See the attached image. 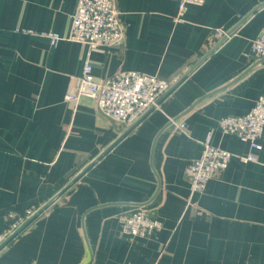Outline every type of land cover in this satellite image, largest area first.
Wrapping results in <instances>:
<instances>
[{
	"label": "crops",
	"instance_id": "obj_1",
	"mask_svg": "<svg viewBox=\"0 0 264 264\" xmlns=\"http://www.w3.org/2000/svg\"><path fill=\"white\" fill-rule=\"evenodd\" d=\"M77 1L0 0V235L10 209H36L76 179L0 249V264H264V134L255 149L219 126L264 93V59L252 56L264 6L195 67L218 29L264 0H204L183 20L179 0H117L125 36L90 51L95 78L132 70L176 84L121 138L128 125L97 99L65 98L88 46L45 33L68 36ZM181 115L185 130L170 123ZM208 137L235 155L192 194L185 170ZM141 204L164 223L149 237L118 218Z\"/></svg>",
	"mask_w": 264,
	"mask_h": 264
},
{
	"label": "built area",
	"instance_id": "obj_2",
	"mask_svg": "<svg viewBox=\"0 0 264 264\" xmlns=\"http://www.w3.org/2000/svg\"><path fill=\"white\" fill-rule=\"evenodd\" d=\"M203 2L204 0H179L177 19L183 20L189 5ZM216 33L220 36L225 31L218 29ZM45 34L49 36L52 44L66 38L88 46L78 86L75 91L66 94L65 98L74 101L82 96L95 98L98 100L99 110L113 120L127 125L134 122L144 110L156 104L158 97L170 85L167 80L157 75L132 70L120 71L102 81L95 78L90 51L120 45L125 36L117 0H78L68 36L64 37L56 32ZM252 56L255 60L264 59V29L252 41ZM181 118L170 117V123L175 129L185 130L187 123ZM219 126L223 132L236 134L253 148L261 149V138L264 134V93L257 98L249 112L243 115L222 116ZM234 155L233 152L214 145L210 137L205 139L201 156L191 160L185 170L191 193L203 192L210 179L229 166ZM240 157L243 161L256 159L254 154ZM34 210L35 208H28L21 212L10 209L0 242ZM118 218L122 230L131 236L149 237L164 227L162 219L154 215L147 205L121 212Z\"/></svg>",
	"mask_w": 264,
	"mask_h": 264
},
{
	"label": "water",
	"instance_id": "obj_3",
	"mask_svg": "<svg viewBox=\"0 0 264 264\" xmlns=\"http://www.w3.org/2000/svg\"><path fill=\"white\" fill-rule=\"evenodd\" d=\"M262 6H264V2H261V4H259L258 6H256V8L249 14L243 16L239 22L231 29H228L225 31L224 34L220 35L219 38H218V41L217 43L201 58V60L199 62H197V64L195 65V67L200 64L205 58H207L218 46H220L223 42H225L230 36H232L237 30L238 28H240V26L245 23L250 17L251 15L257 11L259 8H261ZM261 60H259L258 62L256 63H260ZM176 85V84H174ZM174 85L170 84L169 87L158 97V99L156 100V104H159V100H160V97L164 94H166L167 92H170V90L173 89ZM156 104H152L151 106H149L146 110H144L140 115L139 117L132 123L128 124V128L122 133V135L120 136V138L126 134L128 131H130L132 128L135 127V125L149 112L151 111L153 108L156 107ZM183 115L181 116H178V118H181ZM124 124V123H123ZM98 158H96L95 160H93L91 162V164H93ZM87 169V168H86ZM84 170H81L80 173H82ZM78 177V176H76ZM75 178L73 180H71L69 182V184L64 188L67 189L69 188L73 182H75ZM62 190V192L64 191ZM58 193L56 194L55 196H53L52 198L48 199L46 202H44L41 206H39L38 208H36L34 210V212L24 221L22 222L17 228H15L12 232H10L4 240H2L0 242V249L3 248L13 237H15L21 230H23V228L28 225L35 217H37L38 215L44 213V211L50 207V205L56 200L59 198V196L61 195V193ZM141 205H146V204H141Z\"/></svg>",
	"mask_w": 264,
	"mask_h": 264
}]
</instances>
